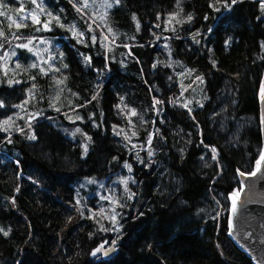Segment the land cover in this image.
<instances>
[{"label":"trees","instance_id":"1","mask_svg":"<svg viewBox=\"0 0 264 264\" xmlns=\"http://www.w3.org/2000/svg\"><path fill=\"white\" fill-rule=\"evenodd\" d=\"M43 1L84 42L27 19L26 33L58 36L63 60L30 70L27 61L19 83L0 84V121L12 118L0 126V264H256L229 221L238 170L252 172L263 150L259 0L220 11L215 0H119L103 21L109 42L74 7L82 0ZM129 99L136 116L123 114ZM116 236L113 255H92Z\"/></svg>","mask_w":264,"mask_h":264},{"label":"rangeland","instance_id":"2","mask_svg":"<svg viewBox=\"0 0 264 264\" xmlns=\"http://www.w3.org/2000/svg\"><path fill=\"white\" fill-rule=\"evenodd\" d=\"M26 1L27 0H10V2H7V0H2L3 5H7V7L0 6V12L5 13L4 15H0V30L4 32V37H0V45H2L0 46V57L5 56V54H7V57H8L6 61L4 59H0V84L5 83V82L7 84L17 83L16 81H19V77L22 73V69L25 67V64L27 61H31L33 63L43 65L44 64L43 61L47 60L48 61L47 64L51 65L52 67V64H54L56 61L63 60V53L60 50V47L58 45L57 46L54 45V43H56V38L58 36L56 35L55 36H50V35L38 36L35 34L26 33L23 30V27L26 26L27 19L24 20L23 22L25 26H22L19 29H17L16 26L12 24V20H16L17 22H20L22 17L27 16L29 13H32L25 7ZM29 2H30L32 11L39 14L40 17H43V13L47 15L48 12L44 11L43 13H41L40 9L36 7V4L32 3V0H29ZM37 2L39 3L40 0H37ZM43 2L44 1L42 0V4ZM215 2L216 0L212 2V4H215L216 7L219 8L220 3H215ZM108 3H111L112 5L110 8L106 6ZM259 3L261 4V0H259ZM102 4L97 3L96 5H90L83 12V14H85L92 22L95 21L94 24L98 26L101 32L103 31V21L106 20L107 22H110L108 20V17H109L110 11L113 8V5L117 6L120 3H116L115 0L113 1L104 0ZM75 5L78 7L80 4L78 3ZM229 5L230 6L226 7V9H229L234 4L230 3ZM21 6H23L24 8V12H17L16 9L20 8ZM9 17H11V19H9ZM101 17H103V19H101ZM107 25H108V28L111 29L110 34L112 35H119V34L124 33V32L118 31L116 27H114L112 24L107 23ZM102 34L105 36L106 42H109L110 41L109 37H107L104 34V32H102ZM16 37H19V39H17ZM167 38H168V35L164 34V35H160L158 38H156L155 40L153 39V40L156 41L157 39H167ZM29 40L32 41V43L29 44V48H31L32 51H29V49L27 48L17 47V45H20V44H27ZM230 42H231V38H229L228 43ZM131 45L132 44L125 45L128 52L130 51ZM262 45H263V50H264V41H262ZM45 49H47V51H45ZM13 52H15V55H12ZM36 53H39V55H37ZM17 64L21 65V67L17 68L16 67ZM29 66L30 64L26 66L27 70L33 69ZM53 69H56V68H53ZM10 80L13 81V83H9ZM262 89H264V74L261 77V81L259 85L258 95L260 99L262 96ZM117 105L123 106V101L122 100L117 101L114 107H117ZM135 108H137V105L133 101H131V99H129L124 105L123 114L127 117L128 112L133 109L137 115V111L135 110ZM119 131H123L124 133L126 131L125 126L121 127ZM133 133L134 132L126 134L125 138L127 140V145L129 149L136 150L139 143L135 141L138 139H137V135L136 134L133 135ZM244 188H245V185L241 184V187L235 190L242 189L243 191ZM232 218H233V214H232ZM113 241H115L114 244H113ZM110 245H115V247L118 246L117 236L111 237L110 239L103 241L98 247L102 246L104 248H107ZM98 253L104 255L101 251Z\"/></svg>","mask_w":264,"mask_h":264},{"label":"water","instance_id":"3","mask_svg":"<svg viewBox=\"0 0 264 264\" xmlns=\"http://www.w3.org/2000/svg\"><path fill=\"white\" fill-rule=\"evenodd\" d=\"M260 112L264 153V95L260 99ZM247 174L239 175L240 182L244 183L245 188L237 201V211L233 214L230 234L235 242L248 251L256 264H264V162L255 176ZM115 251V245L101 248L106 257Z\"/></svg>","mask_w":264,"mask_h":264},{"label":"snow or ice","instance_id":"4","mask_svg":"<svg viewBox=\"0 0 264 264\" xmlns=\"http://www.w3.org/2000/svg\"><path fill=\"white\" fill-rule=\"evenodd\" d=\"M116 3H119V0H115ZM177 2L179 3V0H177ZM32 3L33 4H36V7L40 9V12L43 13L44 12V8L42 6V0H40V2L38 3L37 0H32ZM216 3H223L224 7H229V0H216ZM237 3V0H231V4H235ZM0 6H3V7H7V5H3L2 3V0H0ZM90 6L89 4V0H82V2L80 3V5L77 7L75 4H74V7H77V11L78 12H81L83 13L85 9H87L88 7ZM107 7H111V3H108L106 5ZM210 7H213L215 8L216 11H220V9L218 7H216L215 4H210L209 5ZM261 8L264 9V0H261ZM17 12H24V8L23 6H21L20 8L16 9ZM5 13L4 12H0V15H4ZM178 15V13H172L170 14V17H169V23L172 22V20H174L176 18V16ZM47 16L49 17L48 20L46 21H41L40 18H39V14L35 13L34 11L32 13H29L27 16H24L21 18L20 22H17L16 20H12V24H14L16 26L17 29H19L20 27L22 26H25L24 25V20L26 19H31V22L35 25H40V27H38L36 30L37 31H41V30H44V31H51V24L53 21L56 22V24L59 26V27H62V28H67L68 31H70L72 33V35L74 37L77 38L78 42L80 43H83V36H84V33L83 32H78L76 30V26L75 25H71V26H66L64 25L63 23H61L60 21V17L59 16H53V14L51 12H48L47 13ZM135 19V17H133ZM9 19H11V17H9ZM101 19H103V17H101ZM188 20H191L192 17L189 15L187 17ZM95 21H93L94 23ZM178 23L182 22V21H177ZM137 28H139V24H137ZM88 30L89 31H92V25L89 24L88 25ZM109 31H111V29H109ZM0 37H4V32L2 30H0ZM17 39H19V37H16ZM93 39V42H95V37L92 38ZM32 41L29 40L27 44H20V45H17V47H21V48H27L29 49V51H32L31 48H29V44H31ZM2 46V45H0ZM45 51H47V49H45ZM37 55H39V53H36ZM12 55H15V52L12 53ZM0 59H4L5 61L8 59L7 57V54H5V56L3 57H0ZM85 59L90 63L91 62V58L90 57H85ZM43 63L47 64L48 61L47 60H44ZM39 65L37 63H33L31 64L29 67L31 68H36L38 67ZM17 68H20L21 65L17 64L16 65ZM49 67L51 68V65H49ZM65 67H67V65H65ZM41 72H44V74H47V72H45L44 68H41L40 69ZM56 71H59V69H56ZM66 79V77H65ZM198 79H200L198 77ZM17 83L19 81H16ZM9 83H13V81H9ZM64 83V80H57L56 81V84H63ZM262 95H264V89H262ZM57 99H59V97H57ZM93 99H95V97H93ZM25 103H27V101H25ZM156 104H160L161 101L159 100H156L155 101ZM2 103H0V107H2ZM17 107H23V105H18ZM59 110V109H57ZM131 115H136L135 111L132 110L131 111ZM69 119H71V117H69ZM76 119H81V117L77 116ZM12 121V118L9 117L8 119L6 120H3V121H0V126H8V127H11V122ZM3 130L7 131V127L3 128ZM20 131H23V129H20ZM76 132H80V129L77 128L76 129ZM135 133H133L134 135ZM35 135L33 134L32 136L29 137V139H35ZM88 139L90 140L91 138L88 137ZM149 143H151V141L149 140ZM84 151L85 153L87 152V145H84ZM213 152H215V149H213ZM149 155L151 156L152 153L149 152ZM215 158V157H213ZM262 162H264V154L261 155L260 159L257 160L256 162V169L255 171L251 172V173H248L247 175H251V176H255L257 174V172H259L261 170V164ZM129 167V170H131V166H128ZM238 174L240 176H245L246 173L242 172V171H239L238 170ZM123 183L125 184V186H127V183L128 181L127 180H124ZM19 189H17L18 191ZM127 190V189H126ZM241 191L242 189H238V190H235L232 194H231V201H232V204H231V211L233 214L236 213L237 211V201L239 200V197H240V194H241ZM134 195V193H131L129 195V198H131V196ZM104 199H108V197H103ZM79 203V201H77ZM114 204H119V201L117 200H113L112 201ZM103 211V210H101ZM96 217V214H93V217L92 218H95ZM110 220L112 221L113 225H114V228L116 231H119V227H118V221H117V214L115 213V210L113 209V214L110 216ZM99 222V221H98ZM102 230H105L107 231V229H102ZM5 235H7V233H4ZM115 243V241H113V244ZM101 247H98L93 253L92 255H96V253L100 252L101 251Z\"/></svg>","mask_w":264,"mask_h":264}]
</instances>
